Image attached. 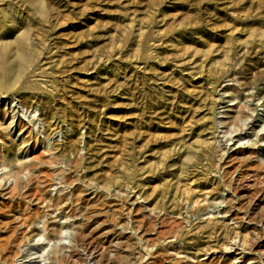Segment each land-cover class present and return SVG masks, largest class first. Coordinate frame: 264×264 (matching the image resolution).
Returning <instances> with one entry per match:
<instances>
[{"label":"rangeland","instance_id":"obj_1","mask_svg":"<svg viewBox=\"0 0 264 264\" xmlns=\"http://www.w3.org/2000/svg\"><path fill=\"white\" fill-rule=\"evenodd\" d=\"M158 213L180 227L147 250ZM259 214L264 0H0V264H53L80 221L138 264H260Z\"/></svg>","mask_w":264,"mask_h":264},{"label":"bare ground","instance_id":"obj_2","mask_svg":"<svg viewBox=\"0 0 264 264\" xmlns=\"http://www.w3.org/2000/svg\"><path fill=\"white\" fill-rule=\"evenodd\" d=\"M258 177H261V175H258ZM66 210L68 214H71L69 208ZM231 217L232 219L237 220L236 214L234 215L232 214ZM256 218L258 224H264V214L262 215L259 214L257 215ZM80 222L77 223V225L72 224V226H74L75 228L77 227V230L75 231V233H73L74 234L73 238L71 237L73 249L75 248L76 250H70L68 251V253L65 254H56L54 252V254L51 255L52 257L50 256L53 264H115L116 260L118 259L121 260L122 258L125 261L124 264H138L139 260L142 259V257H144L145 254L142 253V251L138 250V248H136V245L133 244V238L131 236H126L125 234L123 235L122 232H116L112 230L110 231V233L107 234L103 242H100V244L98 245H93L92 243H90V240L85 237L83 233L84 231H82L79 228V224H81ZM157 223L159 225L160 224H166L167 226L169 225V228L167 229H165L166 227L163 230L160 229L161 231L157 233V238L156 237L153 238L157 240L159 238H162L163 240L172 241L175 238L176 229L180 227L179 221L175 219L167 218V216L163 214L161 215L160 213H158V214H150L149 216H147L145 218V222L141 223V225L139 224L140 226H138L136 230V233L138 232L137 241L141 243L143 248L147 250H151L149 244H153L154 240H143L142 235L144 234V232L148 227L154 226V224ZM254 229L255 228L253 227V232L256 231V229L255 230ZM134 236L136 237V234ZM121 247H123L124 249ZM252 247L253 246L250 245L249 249H251ZM257 247L260 248L259 245ZM231 249H233V252L237 253L238 255L244 254L243 252L244 250H242V248H240V246H237L236 244H233ZM107 254H111L110 257L112 256L113 257L110 258ZM211 257L212 258H209V262H208L209 264L214 262V256ZM170 258H169L170 262H173L175 264H189L187 260L182 261V260H176L175 258H171V259ZM257 259L258 262H260V264H264V255L257 257L256 259L246 258L245 260L246 262L249 263Z\"/></svg>","mask_w":264,"mask_h":264}]
</instances>
